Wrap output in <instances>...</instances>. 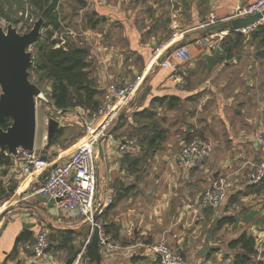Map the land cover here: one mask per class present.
I'll return each mask as SVG.
<instances>
[{
	"label": "crops",
	"instance_id": "crops-1",
	"mask_svg": "<svg viewBox=\"0 0 264 264\" xmlns=\"http://www.w3.org/2000/svg\"><path fill=\"white\" fill-rule=\"evenodd\" d=\"M253 1L80 0L82 9L63 18L68 35L62 34L64 39L57 35L88 51L99 100L110 86L129 85L139 78L128 97L129 111L100 143L94 160L98 200L104 205L112 200L99 219L109 227L105 235L113 248L106 252L100 246V261L91 254V264H159L143 246L158 241L188 264H263L254 262L251 254L244 259L245 251L240 246L229 247V242L246 234L254 247L260 245L264 250V183L244 179V173L264 158V146L255 141L264 133V44L259 38H246L226 56L212 40L206 46L198 43L219 31L202 27L211 16L222 20L237 2ZM182 45L188 48V62L172 58L175 70L158 66ZM162 97H175L178 103L169 108L166 102L155 101ZM145 110L151 119L139 115ZM88 111L77 106L55 115L59 124L50 140L45 122L39 135L36 116L34 153L51 162L70 152L83 135ZM70 131L73 135L68 136ZM154 131L158 137L152 140ZM195 131H202L211 143L212 156L187 168L179 163L178 146ZM129 137L139 141V158L119 150L120 140ZM18 168L14 158L10 166L0 167V183L15 184L4 203L21 202L12 218L0 226V264L54 263L53 258L46 261L33 255L35 238L41 232L35 230L36 214L49 229L74 231L89 246L88 225L36 193L48 171L24 177ZM220 176L232 180L225 200L217 209H201V194ZM216 219L205 243L206 232ZM24 231L31 237L15 245Z\"/></svg>",
	"mask_w": 264,
	"mask_h": 264
},
{
	"label": "built area",
	"instance_id": "built-area-1",
	"mask_svg": "<svg viewBox=\"0 0 264 264\" xmlns=\"http://www.w3.org/2000/svg\"><path fill=\"white\" fill-rule=\"evenodd\" d=\"M264 10V0H255L249 3L237 2L230 15L222 20H217L211 16L202 27L208 28L219 23L228 22L231 19L244 18ZM30 20V19H29ZM30 22V21H29ZM10 24L0 19V26L5 30ZM264 24V14L254 23L236 30L243 36H248L258 26ZM28 27H20V23L13 25L16 32L23 34ZM229 33L226 29L219 30L216 34L203 38L198 41L199 45L206 46L210 40L220 44L221 40ZM213 38V39H210ZM157 52H159L157 50ZM186 63L190 59L188 48L185 45L175 48L166 58L158 64L160 68L176 69V61ZM175 61V62H174ZM139 78L135 82L125 86L112 85L103 94L100 104L93 112L88 111L83 122V135L75 147L62 157L49 162L46 158L37 156L34 151L18 149L14 158L15 163L19 164V173L24 177H31L36 174H43L48 171L47 176L41 185L36 189V193L54 200V204L59 209L68 211L72 216L79 217L81 222L88 225L91 229L97 227L99 231L100 246L106 252L113 248V244L107 239L102 224L96 219L104 206L110 205L112 200L101 204L98 200L96 188V164L97 150L100 143L107 135L110 128L115 124L120 113H127L128 97L136 87ZM257 145L264 146V136L259 133L255 137ZM139 141L136 137H129L119 142V150L133 158H139ZM212 153V145L209 141L203 139H193L182 145L178 154L179 163L184 167L200 165ZM54 165L53 168H50ZM244 179L251 183L264 182V158L253 164L248 171L244 173ZM232 186V180L229 176H220L215 178L210 186L201 194L199 207L217 208L225 200L228 190ZM49 240L48 233L41 231L35 238L32 252L34 257L50 261L52 256L48 254ZM147 252L154 255L159 264H188L186 259L178 252L170 248L165 242L144 244ZM79 257V256H78ZM251 258L254 262L264 264V250L262 246L254 247ZM72 264H78L74 260Z\"/></svg>",
	"mask_w": 264,
	"mask_h": 264
},
{
	"label": "trees",
	"instance_id": "trees-1",
	"mask_svg": "<svg viewBox=\"0 0 264 264\" xmlns=\"http://www.w3.org/2000/svg\"><path fill=\"white\" fill-rule=\"evenodd\" d=\"M10 1V0H7ZM33 13L36 14L37 18H42L45 28V34L41 35L37 42L31 45L32 49V64L29 70V78H33L37 83L49 82V101L57 110H68L77 106L93 112L97 109L100 104L99 95L100 92L96 89L93 82V78L90 73V63L88 59V51L85 48L76 46L74 43L69 41H63L59 37H55L53 34L55 31L60 29L61 19L58 12V0H28ZM224 23L208 27L206 29H216L217 31L222 29ZM50 27V28H49ZM253 40L259 38L260 43L264 44V24L255 28L249 35L243 36L239 32L229 31L226 37L220 42V48L226 56H230L232 50L238 49L244 39ZM168 54V52H166ZM156 102H166L169 108L175 107L178 103V99L175 97H162L156 98ZM144 118L151 119L150 113L147 110L139 114ZM134 116V115H133ZM10 124L9 119H6L1 127L5 129ZM123 126V124L121 125ZM59 133L57 134V136ZM187 140L203 139L202 131H195L194 134H190ZM158 137V133L154 131L152 140ZM150 140V141H152ZM187 141V142H188ZM11 157L5 153H0V167H8L11 165ZM262 160V159H261ZM260 160V161H261ZM259 162V161H258ZM264 183V182H259ZM257 183V184H259ZM15 184L2 185L0 183V202L7 201L13 194ZM211 209V208H205ZM102 213L99 215L101 216ZM96 219L102 224L104 232H107V228L103 225V222ZM228 220H220L217 227L221 224L226 223ZM51 238L59 248H65L67 250L68 257L65 264H72L77 252L72 251V246H68L76 236L74 231L70 230H53ZM31 237V233L24 231L20 234L15 245L21 241H27ZM51 246L49 241V247ZM240 246L244 251V259H248L250 254L253 252L254 242L253 239L246 234H241L236 239L229 242V247ZM84 257L93 260L89 246H85Z\"/></svg>",
	"mask_w": 264,
	"mask_h": 264
},
{
	"label": "water",
	"instance_id": "water-1",
	"mask_svg": "<svg viewBox=\"0 0 264 264\" xmlns=\"http://www.w3.org/2000/svg\"><path fill=\"white\" fill-rule=\"evenodd\" d=\"M263 14L264 10L244 18L231 19L224 24L222 29L236 31L254 23ZM42 26V18H38L32 28L23 34L16 32L11 24H8L5 30L0 26V153L15 155L18 149L34 151L36 134L35 98L40 94V90L29 80V70L32 64V52L29 51V47L40 38ZM59 113L63 114L65 110H61ZM124 118L125 114L120 113L105 138L111 135ZM6 119H9L10 124L3 129L1 124ZM58 124V121L52 117L46 120L48 140L54 137ZM42 158L45 156L43 155ZM53 167L54 165L50 168ZM49 201L54 202L52 199ZM217 223L218 219L214 220L208 228L204 239L205 243H208L210 233L215 229ZM85 229L86 232H91L89 249L95 261L99 263L98 228L93 227L91 230L89 226H86Z\"/></svg>",
	"mask_w": 264,
	"mask_h": 264
},
{
	"label": "rangeland",
	"instance_id": "rangeland-1",
	"mask_svg": "<svg viewBox=\"0 0 264 264\" xmlns=\"http://www.w3.org/2000/svg\"><path fill=\"white\" fill-rule=\"evenodd\" d=\"M58 4H59L58 12H59L60 19L62 17V20L60 23V31L58 33L57 32L54 33L53 35L55 37H58L57 34H59V36H61L62 39H64L65 38L64 36L68 35L66 34L68 31L65 29L66 23L63 21V18L65 17L66 19V16L74 12L75 10H81L82 5L80 3V0H58ZM71 4H75V5L72 6ZM32 10L33 8L31 7L28 0H10V1L0 0V19L3 22L10 23L12 27L13 25H17L19 23H20V27H28L27 24L28 23L31 24L30 28L26 32H28L32 28L34 22L39 18V17L37 18L36 14H34ZM43 25H44V22H43ZM43 34H45V28L42 26L41 35ZM76 39H79V37H77ZM32 49L33 48L30 46L29 51L32 52ZM29 80L30 82L34 83L40 90V94L35 98V102H36V116L38 117V133L39 135H42L43 128H44V122L46 123V120L49 117L55 118V115H58L59 111H57L51 105V102L49 101L48 96H49L50 83L45 82V81L43 83H37L31 77L29 78ZM44 113H45V116H43ZM62 123L66 124L65 121H62ZM69 135H73V131H70L68 136ZM262 135L264 136V133H262ZM62 141L60 139L59 141L60 144H62ZM187 141L188 140L185 138L182 140L181 143H184V142L186 143ZM178 149H180L179 146H178ZM211 156L212 155H210V157L207 158L206 160H210ZM214 169L215 168H212L211 171H213ZM1 173L2 171H0V176H1ZM7 204L8 202L7 203L0 202V226H2V224L4 223H7V221L12 218V215L15 214L14 208L18 204H21V202L15 203L16 205H12V204L7 205ZM37 216L39 215L36 214V216H34L36 217V219L34 220L38 224V229L37 228L35 229L36 232L38 230H41V231L45 230L48 233V235L52 236L53 233L48 228V224H45L44 223L45 221L41 218H38ZM82 240H83L82 238H79V237L77 238L76 236H74L73 241H71L68 246H72V251L75 250L79 253V255H77L74 258V260H78V264H91V260L83 256L85 254L86 244ZM49 241H50L51 246L49 247L47 252L49 255L52 256L53 262H54L53 264H62L61 259L65 256V254H67V250L65 251H62V249L58 250V247L55 246L56 243L51 238H49Z\"/></svg>",
	"mask_w": 264,
	"mask_h": 264
}]
</instances>
